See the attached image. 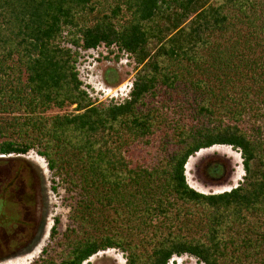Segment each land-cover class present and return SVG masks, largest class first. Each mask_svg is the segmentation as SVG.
<instances>
[{
  "label": "trees",
  "instance_id": "obj_1",
  "mask_svg": "<svg viewBox=\"0 0 264 264\" xmlns=\"http://www.w3.org/2000/svg\"><path fill=\"white\" fill-rule=\"evenodd\" d=\"M101 45L140 67L129 97L106 105L79 73L82 51ZM261 106L264 0H0V155L43 157L70 209L33 264H82L109 248L126 264L184 254L264 264V128L246 121ZM157 130L167 154L154 165L120 150ZM215 145L238 149L245 174L230 190L200 192L185 165Z\"/></svg>",
  "mask_w": 264,
  "mask_h": 264
},
{
  "label": "rangeland",
  "instance_id": "obj_2",
  "mask_svg": "<svg viewBox=\"0 0 264 264\" xmlns=\"http://www.w3.org/2000/svg\"><path fill=\"white\" fill-rule=\"evenodd\" d=\"M104 7L107 9L106 6ZM98 10L101 9L98 8L96 13H98ZM93 18L94 16L90 15L89 20ZM82 54V63L79 65L80 78L83 81V87L88 91L96 104H108L110 98L114 96L115 93L118 95L116 98L117 101H123L122 98L127 93L129 84L134 81L135 75L140 67H136L133 59L126 54L122 55L120 59L116 61L114 59L116 50L108 54L106 49L100 48L82 51ZM107 55L109 58L105 57ZM192 95L193 91L190 89L188 92L185 91L184 94L181 93V98L184 100L185 98L191 99ZM157 102V104L160 105L162 98L161 100L157 99ZM184 105L186 106V104ZM73 108L74 106L66 107L62 110L53 108L48 110L46 115L70 112ZM167 108L166 106L161 110L164 112L167 111L170 114L171 110ZM253 112L252 110L246 121L251 123L256 122L264 128V107L261 106V110L259 111L260 115H258V117L254 116ZM170 115L173 118L178 117L177 114ZM156 132L157 135L151 137L149 142L128 140L126 144L120 146V150L122 152L124 151L123 154H130L133 160L142 161L152 166L157 163V161H161L167 154V151H163L162 149L167 139L165 136L161 135L162 137H160L158 135L160 134V130ZM189 159L188 161L190 164L188 168L185 166L186 179L190 186L200 192L219 193L230 190L242 181L245 174L240 151L230 146L216 145L201 149ZM215 162L223 164V171L218 177L212 178L207 175L206 167ZM14 176L24 178L29 182L31 185V193L37 195V200L35 201L38 204L36 208L37 213L38 211H43V218L33 223L34 229H32L27 236L30 243L28 242L25 246L17 248L14 250L15 252L9 254L6 259L1 258L0 264H33L38 258L45 255L42 249L47 245L50 247L53 244L50 240V229L53 225L54 218L57 216L60 218L61 223L59 232L63 233L70 222L68 216L70 209L65 200L64 189L59 187L58 191H53L51 188V173L47 168L44 158L36 152L30 151L25 155L15 153L0 155V192L3 182L11 180V177L13 178ZM9 191L7 193L9 195V200L4 201L2 205L0 204V209L2 211H6L8 208L9 210H21V206H19L17 202L18 196ZM61 249L62 246H57L52 251L50 248L49 251L56 255ZM82 264H126V258L121 250L109 248L104 251H99ZM168 264L203 263L194 256L184 254L181 256H173Z\"/></svg>",
  "mask_w": 264,
  "mask_h": 264
},
{
  "label": "flooded vegetation",
  "instance_id": "obj_3",
  "mask_svg": "<svg viewBox=\"0 0 264 264\" xmlns=\"http://www.w3.org/2000/svg\"><path fill=\"white\" fill-rule=\"evenodd\" d=\"M30 187L28 181L17 176L3 182L0 192V204L2 205L4 201L9 200L7 193L10 190V193L18 196L17 202L21 206V210H9L8 208V210L2 211L0 209V259H6L9 254L15 252L14 250L28 244L30 240L27 236L34 229L33 223L43 218V211L37 213L38 204L35 202L37 195L31 193Z\"/></svg>",
  "mask_w": 264,
  "mask_h": 264
},
{
  "label": "built area",
  "instance_id": "obj_4",
  "mask_svg": "<svg viewBox=\"0 0 264 264\" xmlns=\"http://www.w3.org/2000/svg\"><path fill=\"white\" fill-rule=\"evenodd\" d=\"M99 49L100 48H104V49H106V47L104 46V45H101L100 47H98ZM92 50V49H91ZM93 50H96V49H93ZM132 85H133V82H131L130 84H129V86H128V89H127V93L125 94V96L122 98V99H125V98H127V97H129L128 95H129V91H130V89L132 88ZM115 97V98H114ZM118 97V95H117V93H115L114 94V96H112L111 98H110V100L113 98L114 99V101H117V98Z\"/></svg>",
  "mask_w": 264,
  "mask_h": 264
},
{
  "label": "bare ground",
  "instance_id": "obj_5",
  "mask_svg": "<svg viewBox=\"0 0 264 264\" xmlns=\"http://www.w3.org/2000/svg\"><path fill=\"white\" fill-rule=\"evenodd\" d=\"M189 160H190V159H189ZM189 164H190V162L188 161L187 164H186V167H187V168H188Z\"/></svg>",
  "mask_w": 264,
  "mask_h": 264
},
{
  "label": "clouds",
  "instance_id": "obj_6",
  "mask_svg": "<svg viewBox=\"0 0 264 264\" xmlns=\"http://www.w3.org/2000/svg\"><path fill=\"white\" fill-rule=\"evenodd\" d=\"M130 91H131V89H130ZM130 91H129V94H130ZM129 96V95H128ZM128 98V97H127ZM216 146V145H215ZM227 146V145H226ZM231 147V146H230ZM186 166V165H185Z\"/></svg>",
  "mask_w": 264,
  "mask_h": 264
}]
</instances>
